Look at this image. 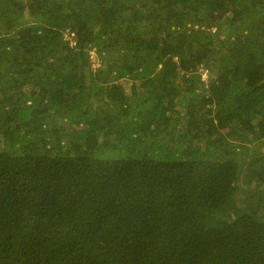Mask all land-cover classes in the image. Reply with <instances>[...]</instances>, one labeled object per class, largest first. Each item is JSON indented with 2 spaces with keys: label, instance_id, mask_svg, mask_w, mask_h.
<instances>
[{
  "label": "trees",
  "instance_id": "obj_1",
  "mask_svg": "<svg viewBox=\"0 0 264 264\" xmlns=\"http://www.w3.org/2000/svg\"><path fill=\"white\" fill-rule=\"evenodd\" d=\"M0 264H264V0H0Z\"/></svg>",
  "mask_w": 264,
  "mask_h": 264
},
{
  "label": "rangeland",
  "instance_id": "obj_2",
  "mask_svg": "<svg viewBox=\"0 0 264 264\" xmlns=\"http://www.w3.org/2000/svg\"><path fill=\"white\" fill-rule=\"evenodd\" d=\"M74 43H76V42L75 41H72V45H75ZM92 56H93L92 57L93 58L92 60H94L95 65H98L99 64V60L96 59V56L94 54H92ZM204 78L206 79V75H204ZM133 84H134L133 81L132 82L129 81V83H128L127 80L122 81V86L124 88H126L128 86V90H130V87L133 86Z\"/></svg>",
  "mask_w": 264,
  "mask_h": 264
},
{
  "label": "built area",
  "instance_id": "obj_3",
  "mask_svg": "<svg viewBox=\"0 0 264 264\" xmlns=\"http://www.w3.org/2000/svg\"><path fill=\"white\" fill-rule=\"evenodd\" d=\"M76 45V43H74Z\"/></svg>",
  "mask_w": 264,
  "mask_h": 264
}]
</instances>
